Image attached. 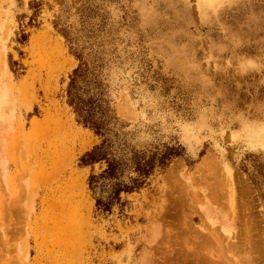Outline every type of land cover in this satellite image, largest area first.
I'll return each instance as SVG.
<instances>
[{"label": "rangeland", "instance_id": "obj_1", "mask_svg": "<svg viewBox=\"0 0 264 264\" xmlns=\"http://www.w3.org/2000/svg\"><path fill=\"white\" fill-rule=\"evenodd\" d=\"M30 2L0 0V264H264V0ZM76 49L129 142L183 150L124 212L80 164Z\"/></svg>", "mask_w": 264, "mask_h": 264}, {"label": "trees", "instance_id": "obj_2", "mask_svg": "<svg viewBox=\"0 0 264 264\" xmlns=\"http://www.w3.org/2000/svg\"><path fill=\"white\" fill-rule=\"evenodd\" d=\"M43 1L31 0L30 8L35 10V16ZM61 31L70 42H77V38H71L65 28ZM21 39L26 41L28 34L22 33ZM74 52L80 63L71 75L68 103L78 122L99 137V142L80 157V164L91 167L88 184L95 195L96 210L110 214L119 207L124 212L127 200L123 194L141 192L151 177L160 169L165 170L183 150L179 144L166 145L163 149H142L129 142L124 130L128 124L117 115L108 95L102 77L103 66L87 61L81 50ZM97 164L99 170H95Z\"/></svg>", "mask_w": 264, "mask_h": 264}, {"label": "bare ground", "instance_id": "obj_3", "mask_svg": "<svg viewBox=\"0 0 264 264\" xmlns=\"http://www.w3.org/2000/svg\"><path fill=\"white\" fill-rule=\"evenodd\" d=\"M231 199V198H230ZM231 201V200H230ZM230 204V203H229ZM231 208H232V206H231ZM204 258V257H203ZM208 258V257H207ZM205 260V259H204ZM206 261V260H205Z\"/></svg>", "mask_w": 264, "mask_h": 264}]
</instances>
